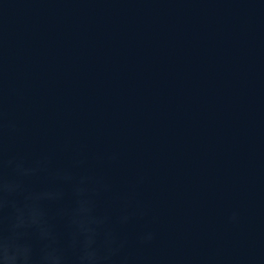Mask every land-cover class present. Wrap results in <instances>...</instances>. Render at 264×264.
<instances>
[{
	"label": "water",
	"instance_id": "1",
	"mask_svg": "<svg viewBox=\"0 0 264 264\" xmlns=\"http://www.w3.org/2000/svg\"><path fill=\"white\" fill-rule=\"evenodd\" d=\"M0 97L10 153L83 159L99 212L148 209L115 225L133 255L264 264V0H0Z\"/></svg>",
	"mask_w": 264,
	"mask_h": 264
},
{
	"label": "clouds",
	"instance_id": "2",
	"mask_svg": "<svg viewBox=\"0 0 264 264\" xmlns=\"http://www.w3.org/2000/svg\"><path fill=\"white\" fill-rule=\"evenodd\" d=\"M15 131L0 97V264H164L133 255L128 239L115 227L144 218L148 215L146 207L138 203L132 206L122 197L115 217L110 211L99 212L98 200L112 191L104 177L90 173L83 159L75 158L69 167H54L51 154L28 160L10 153L6 136ZM42 177L51 182L34 186ZM68 193L73 203L64 207ZM51 204L58 206L65 222L63 238L49 217ZM239 221L238 211L228 217L231 224ZM156 239L157 233L148 228L137 234L136 244L147 247ZM239 264L257 262L250 257Z\"/></svg>",
	"mask_w": 264,
	"mask_h": 264
}]
</instances>
